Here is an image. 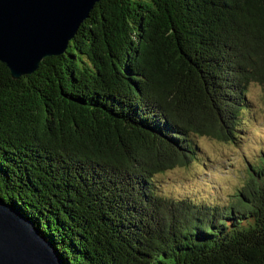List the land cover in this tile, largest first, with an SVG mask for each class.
Here are the masks:
<instances>
[{"label":"trees","instance_id":"1","mask_svg":"<svg viewBox=\"0 0 264 264\" xmlns=\"http://www.w3.org/2000/svg\"><path fill=\"white\" fill-rule=\"evenodd\" d=\"M264 94V0H100L64 53L0 61V199L62 264H264V152L223 202L164 192Z\"/></svg>","mask_w":264,"mask_h":264},{"label":"water","instance_id":"2","mask_svg":"<svg viewBox=\"0 0 264 264\" xmlns=\"http://www.w3.org/2000/svg\"><path fill=\"white\" fill-rule=\"evenodd\" d=\"M100 0H0V61L14 79L64 53ZM0 264H62L35 224L0 199Z\"/></svg>","mask_w":264,"mask_h":264},{"label":"rangeland","instance_id":"3","mask_svg":"<svg viewBox=\"0 0 264 264\" xmlns=\"http://www.w3.org/2000/svg\"><path fill=\"white\" fill-rule=\"evenodd\" d=\"M251 110L237 144L211 136H197L199 162L177 166L159 176L161 189L171 195L223 202L245 181L249 164L264 152V94L256 83L249 90ZM262 151V152H261Z\"/></svg>","mask_w":264,"mask_h":264}]
</instances>
